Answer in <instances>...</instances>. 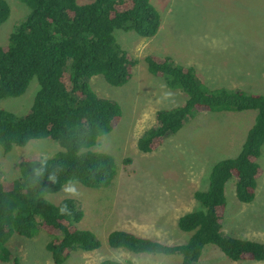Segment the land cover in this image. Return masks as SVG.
Here are the masks:
<instances>
[{"label":"trees","instance_id":"1","mask_svg":"<svg viewBox=\"0 0 264 264\" xmlns=\"http://www.w3.org/2000/svg\"><path fill=\"white\" fill-rule=\"evenodd\" d=\"M20 2L28 13L13 27L6 44L0 45V99L21 96L33 78L38 89L26 113L18 115L0 108V147L8 153L31 140L50 139L60 150L45 159L22 158L16 177L0 180V262L20 264L7 247L13 234L32 239L42 231L48 236L45 249L52 264H63L73 252L92 251L99 242L91 232L76 227L82 212L74 199L54 204L46 195L68 183L105 188L116 175L113 157L91 148L119 123L121 107L97 97L89 79L99 75L110 86L125 85L136 61L120 47L113 33L133 31L151 38L159 29L160 15L151 0ZM9 13L7 2L0 0V24ZM144 61L152 76L162 78L168 89L180 90L186 98L176 107L155 112L154 125L137 138L136 148L141 153L156 150L194 112L256 113L238 153L216 162L210 169L207 189L193 193L200 208L177 219L178 229L190 234L185 243L167 245L114 230L107 236L108 245L134 254L180 255V264H197L204 247L213 245L231 261L264 262V243L222 232L225 183L234 179L236 199L250 203L262 175L258 158L264 145V94L208 88L192 67L168 57L149 55ZM99 264L132 263L105 259Z\"/></svg>","mask_w":264,"mask_h":264},{"label":"rangeland","instance_id":"2","mask_svg":"<svg viewBox=\"0 0 264 264\" xmlns=\"http://www.w3.org/2000/svg\"><path fill=\"white\" fill-rule=\"evenodd\" d=\"M10 13L0 24V45L27 13L20 0H5ZM82 2V0H78ZM160 15L155 36L145 38L133 31L115 30L120 47L136 61L130 80L113 87L97 75L89 86L99 98L119 104L122 116L116 127L97 139L93 151L111 155L116 175L105 188L65 184L46 195L54 204L72 198L82 212L76 224L91 232L99 247L75 251L63 264H99L112 259L132 264H180V255L134 254L113 249L107 243L111 231L124 230L163 244H183L189 233L180 231L177 219L200 208L195 191L208 185L211 167L234 157L251 126L255 111L194 112L181 129L168 136L150 153L136 148L137 138L154 125L155 112L180 105L186 95L168 89L162 78L146 68L147 56L168 57L192 67L208 88L223 87L264 94V0H151ZM38 83L33 78L19 97L0 99V108L22 115L30 108ZM60 150L50 139L29 141L4 153L0 147V180L17 176L22 158L45 159ZM128 159L129 162L124 161ZM262 175L250 203L239 202L234 179L225 183L224 235L264 243V145L258 158ZM48 236L39 231L32 239L13 234L8 249L20 264H52L45 249ZM0 264H8L1 263ZM197 264H264L231 261L213 245H206Z\"/></svg>","mask_w":264,"mask_h":264},{"label":"clouds","instance_id":"3","mask_svg":"<svg viewBox=\"0 0 264 264\" xmlns=\"http://www.w3.org/2000/svg\"><path fill=\"white\" fill-rule=\"evenodd\" d=\"M60 211H61V214H63V212H64V209H63V208H61V210H60Z\"/></svg>","mask_w":264,"mask_h":264}]
</instances>
